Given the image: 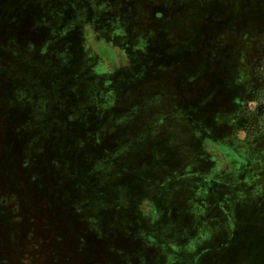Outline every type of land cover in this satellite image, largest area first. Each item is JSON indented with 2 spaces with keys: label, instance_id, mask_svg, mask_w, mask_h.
<instances>
[{
  "label": "rangeland",
  "instance_id": "rangeland-1",
  "mask_svg": "<svg viewBox=\"0 0 264 264\" xmlns=\"http://www.w3.org/2000/svg\"><path fill=\"white\" fill-rule=\"evenodd\" d=\"M1 2L0 264H264V0Z\"/></svg>",
  "mask_w": 264,
  "mask_h": 264
},
{
  "label": "trees",
  "instance_id": "trees-1",
  "mask_svg": "<svg viewBox=\"0 0 264 264\" xmlns=\"http://www.w3.org/2000/svg\"><path fill=\"white\" fill-rule=\"evenodd\" d=\"M0 4H2V2L0 3ZM163 191H165V192H167V189H169V183H168V181H167V189L165 188V187H160Z\"/></svg>",
  "mask_w": 264,
  "mask_h": 264
}]
</instances>
